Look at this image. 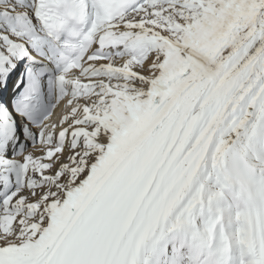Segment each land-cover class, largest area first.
<instances>
[{"label":"snow or ice","instance_id":"6c2138e0","mask_svg":"<svg viewBox=\"0 0 264 264\" xmlns=\"http://www.w3.org/2000/svg\"><path fill=\"white\" fill-rule=\"evenodd\" d=\"M0 264H264V0H0Z\"/></svg>","mask_w":264,"mask_h":264}]
</instances>
